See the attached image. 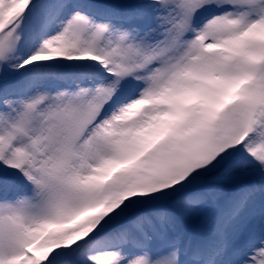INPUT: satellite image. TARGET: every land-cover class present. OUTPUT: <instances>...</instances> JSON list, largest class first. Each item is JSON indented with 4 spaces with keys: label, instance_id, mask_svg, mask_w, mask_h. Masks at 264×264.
Listing matches in <instances>:
<instances>
[{
    "label": "snow or ice",
    "instance_id": "obj_1",
    "mask_svg": "<svg viewBox=\"0 0 264 264\" xmlns=\"http://www.w3.org/2000/svg\"><path fill=\"white\" fill-rule=\"evenodd\" d=\"M0 264H264V0H0Z\"/></svg>",
    "mask_w": 264,
    "mask_h": 264
}]
</instances>
